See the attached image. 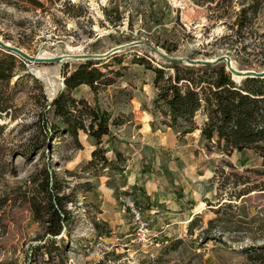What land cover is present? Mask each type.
<instances>
[{
  "label": "rangeland",
  "instance_id": "obj_1",
  "mask_svg": "<svg viewBox=\"0 0 264 264\" xmlns=\"http://www.w3.org/2000/svg\"><path fill=\"white\" fill-rule=\"evenodd\" d=\"M242 2L250 22L239 29ZM22 5L0 0V38L34 57L102 53L141 40L172 56L227 54L239 69H264V0H220L214 11L192 0H60L45 3L44 10ZM115 7L124 14L114 26ZM18 57L26 70L3 97L10 111L0 113V264H61L62 259L63 264H247L241 247L264 242V190L242 189L264 180V173L246 170L263 171L264 158L253 149L222 153L213 143L205 145L199 129L181 134L163 123L160 111L153 116L152 67L170 75L168 62L144 44L129 45L94 64L111 84H81L71 92L115 119L114 137H104L103 146L109 159L115 160L118 150L124 154L118 175L111 167L86 165L94 149L86 132L78 133L80 146L69 133L42 135L45 117L54 120L47 104L63 88V73L83 59ZM202 120L197 112L196 124ZM148 121L155 130H148ZM43 167L57 173L62 192L72 200L66 206L72 221L55 239L64 254L55 250L51 259L34 249L49 239L42 240L43 226L27 201L32 179ZM239 192L244 194L238 197ZM124 197L141 208L142 228L119 213ZM213 218L210 239L202 242L200 230Z\"/></svg>",
  "mask_w": 264,
  "mask_h": 264
},
{
  "label": "trees",
  "instance_id": "obj_2",
  "mask_svg": "<svg viewBox=\"0 0 264 264\" xmlns=\"http://www.w3.org/2000/svg\"><path fill=\"white\" fill-rule=\"evenodd\" d=\"M2 1L12 6L24 4L22 6H26L23 7L26 10L30 7L44 10L45 3L52 4L60 0ZM192 1L214 11L215 8L218 9L220 0ZM228 8L232 9L233 6L229 5ZM112 10L115 16L110 22L115 26L120 23L124 12L119 11L117 7ZM245 11H247L246 6L242 2L238 12L239 16L244 15V20H237L236 24L239 29L244 28L250 22ZM105 15L108 17L110 13L105 11ZM166 50L169 51L168 48ZM99 60L83 59L74 70L63 73V88L59 89L47 104L54 120L48 123V118L45 117L46 125L42 130V135L45 139H49L52 132L55 134L69 133L80 146L77 140L78 133L80 130L86 132L94 145L91 159L86 165H92L94 170L111 167L118 172V175H121L126 160L124 154L118 150L115 153L116 159H109L105 155L109 149L103 146L104 137L108 140L114 137L110 125L116 123L115 119L99 106H90L86 101L76 99L71 94L72 90L81 84L95 88L99 84L113 82L112 79H105L103 72L94 66ZM218 64L189 66L171 62L168 67L173 68L174 72L170 75H165L162 67H152L153 84L157 89V94L152 101V113L160 111L165 119L163 123L181 134L199 129L200 138L207 147L213 143L222 153L226 154H231L234 150L241 152L245 149H253L264 158V78L248 77L236 81L226 70L225 65ZM181 66H184L182 70ZM24 70H26L25 65L17 55L0 48V113L10 111L11 104L7 100L8 97H3L11 93L22 77L20 71ZM27 75L38 81L33 75L28 73ZM162 105L165 109L161 111ZM197 112L203 116L200 126L195 121ZM119 124L121 123L118 121ZM246 170H252L258 174L264 173V170L259 169ZM233 175L241 179L240 175ZM247 182L248 180H245L242 183ZM32 185L33 191L27 201L34 219L43 226L42 240H45V237L49 239V242L37 243L34 249H42L51 259L53 251H61V247L56 243V237L68 230L72 221V213L66 207L67 203L72 200L70 194L62 192L57 173L45 167L41 168L37 176L32 179ZM245 186L248 187L242 189L246 190L244 193L255 189L264 190V180ZM244 193L239 192L238 197ZM220 206L215 210L216 213L222 210ZM198 218L199 215H196L190 220L188 225L190 234ZM216 219H209L208 226L200 230L201 234L198 237L202 242L210 239L209 231ZM96 229L99 230L97 224ZM177 240V242L182 241ZM241 252L245 255L247 264H264V242L244 245L241 247ZM61 254H64V251L63 253L61 251ZM63 262L64 259L61 264Z\"/></svg>",
  "mask_w": 264,
  "mask_h": 264
},
{
  "label": "water",
  "instance_id": "obj_3",
  "mask_svg": "<svg viewBox=\"0 0 264 264\" xmlns=\"http://www.w3.org/2000/svg\"><path fill=\"white\" fill-rule=\"evenodd\" d=\"M137 44H144L148 46L154 53H156L158 56H160L162 59H164L168 63L177 62V63L186 64V65H215L220 62H223L226 70L229 71L232 76H236L239 78H248V77L249 78H264V69H261V70L239 69L233 65L232 60L227 54H221V55L215 56L210 59L172 56V55H168L165 51H163L162 49H160L158 46L154 45L153 43L147 42V41H141V40L118 45V46L111 48L109 51L102 52V53L67 54V55H59L55 57H34L24 52L20 47L8 44L7 42H5L4 40L0 38V48L10 51L13 54L20 56L29 62H52V61L70 59V58L102 59L112 53L118 52L119 50L129 45H137Z\"/></svg>",
  "mask_w": 264,
  "mask_h": 264
},
{
  "label": "built area",
  "instance_id": "obj_4",
  "mask_svg": "<svg viewBox=\"0 0 264 264\" xmlns=\"http://www.w3.org/2000/svg\"><path fill=\"white\" fill-rule=\"evenodd\" d=\"M118 211L122 215L129 214L131 216V219L133 223L139 225V227H143L145 225V222L143 220L142 216V210L141 208L134 203V201H131L127 199L126 197L122 198L120 201V205L117 206ZM141 231L137 234H141Z\"/></svg>",
  "mask_w": 264,
  "mask_h": 264
},
{
  "label": "crops",
  "instance_id": "obj_5",
  "mask_svg": "<svg viewBox=\"0 0 264 264\" xmlns=\"http://www.w3.org/2000/svg\"><path fill=\"white\" fill-rule=\"evenodd\" d=\"M149 114L151 115V119H150V121H152V114H153V113H152V114L149 113ZM153 116H154V114H153ZM150 121H148V123H147V126H148V128H149L148 130H150V131H151V130H155L156 128L154 127V124L151 123V125H152V127H151V125H150ZM169 128H171V127H169ZM197 131H198V130H197ZM199 134H200V133H199ZM119 188H123V187H119ZM179 199H180V198H179ZM196 212H197V211H196Z\"/></svg>",
  "mask_w": 264,
  "mask_h": 264
},
{
  "label": "bare ground",
  "instance_id": "obj_6",
  "mask_svg": "<svg viewBox=\"0 0 264 264\" xmlns=\"http://www.w3.org/2000/svg\"><path fill=\"white\" fill-rule=\"evenodd\" d=\"M233 77V80L235 79L236 81H239L241 78L239 77H236V76H232ZM241 81V80H240Z\"/></svg>",
  "mask_w": 264,
  "mask_h": 264
}]
</instances>
